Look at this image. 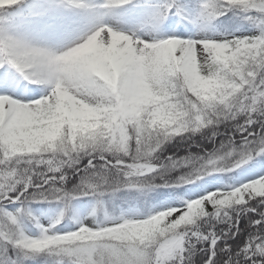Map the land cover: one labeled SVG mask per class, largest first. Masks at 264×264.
<instances>
[{
    "label": "clouds",
    "instance_id": "clouds-1",
    "mask_svg": "<svg viewBox=\"0 0 264 264\" xmlns=\"http://www.w3.org/2000/svg\"><path fill=\"white\" fill-rule=\"evenodd\" d=\"M171 3L172 0H165L156 7L155 19L160 25L168 18V6ZM242 3L247 9L256 8L258 14L264 17V3L257 5L252 0H242ZM229 7L236 11L240 6L232 3ZM0 9H7L6 0H0ZM223 9L224 5H217L213 19ZM252 14L256 15L257 12ZM248 23L254 27L252 23ZM261 29L264 31V25H261ZM114 33L117 32L111 28L97 25L87 38H95L90 50L71 56L66 54L83 42L70 50L52 52L22 39L0 37V68L12 71L18 84L24 87L35 85L45 95L53 91H76L80 94L84 107L90 108L91 112V119L87 123L97 124L98 127L83 135L79 126L75 130L69 126L66 131L70 140L86 145L90 152L103 157L102 164L84 172L78 189L72 194L57 187V184H49L46 188L41 183L34 184V178L44 180L43 171H36V164L39 162L28 159L31 154L40 150L39 145L20 143L10 146V151L18 156L9 166L14 185H36V190L24 204L23 210L16 213V223L0 217V246L13 250L16 264H26L40 253L52 257V264H177V258L183 256L186 250L185 245L188 249L193 247L187 237V233L193 229L177 231L178 224L168 222V213L158 212L146 221L127 216L113 206L117 195L125 190H134L146 197L162 186L155 183L157 177L163 179L174 168L191 164L195 168V179L199 180L215 172L232 169L253 153L264 152V137L255 140L245 137L238 150L228 144L222 154H214V162L210 165L207 161H202L197 167L196 162L191 160H170L165 164L158 153L177 136L184 133L196 134L210 126L241 117L249 126L254 115L264 116V90H254L253 97L247 103L235 100L224 102L223 92L214 79L216 65L213 58L204 59L199 64L193 63L182 79H150L147 87L141 84L136 91H129L130 84L127 80L117 86L99 79L92 72V65L98 58L113 50H131L133 42L136 43V51L146 53L149 49H141L140 45L149 41L139 39L133 33L126 35L127 38L120 43L113 44L111 36ZM257 35L259 36L258 33ZM206 36L216 40L211 35ZM205 43L208 44L210 55H213L216 46L211 41ZM246 51H264V37L246 46ZM248 76H251L250 71ZM186 91L191 93V98L185 97ZM3 99L4 97H0V101ZM10 107L16 110L24 105L14 103ZM28 107L36 108L38 104L32 103ZM237 131H247V128L241 125ZM63 147L70 150L67 144ZM237 156L239 159H234ZM108 161L117 164L127 161L128 164L126 167H109ZM188 182L190 181H178ZM251 195H264V183L246 186L230 193L225 199L218 200L215 205L217 215L224 212L225 217L228 215L226 209L235 210L236 205L244 203ZM85 196L92 198L91 211L83 221L77 220L76 224L80 227L82 222L89 226V230L80 228V231H72L64 238L57 237L53 229L63 220L69 219L72 201ZM29 202L56 204L59 211L49 217V224L45 227L29 210ZM202 210L201 203L195 202V209L179 224H192L199 218ZM25 221L33 223L39 229L38 237L43 239L40 251L32 247V239L22 230L21 225ZM85 247L86 253L82 254L81 249Z\"/></svg>",
    "mask_w": 264,
    "mask_h": 264
},
{
    "label": "snow or ice",
    "instance_id": "snow-or-ice-1",
    "mask_svg": "<svg viewBox=\"0 0 264 264\" xmlns=\"http://www.w3.org/2000/svg\"><path fill=\"white\" fill-rule=\"evenodd\" d=\"M128 2L129 0H109L108 6ZM252 2L259 5L264 3V0H252ZM18 3H20V0H6V7L10 8ZM232 3L240 6L236 11L243 14L245 21L254 25L259 36L256 34L251 37L231 39L224 37L220 41L212 40V38L206 35L189 40L168 38L147 42V44L141 43V49L144 47L149 49L146 53L136 51V43L133 42L131 50L128 48L120 51L113 50L109 54L101 56L92 65L91 70L97 78L110 81L117 86L122 81L127 80L130 84L129 91H136L138 85L143 84L147 87V82L150 79H159L162 81L171 80L176 77L182 79L185 72L193 63L199 64L204 59L212 60L214 58L216 65V76L214 79L217 80L223 92L224 102L235 100L236 102L247 103L253 97L254 90H264V51H246V46L258 42L260 37H264V31L261 29V25H264V17L258 14L256 8H245L242 0H201L198 15L193 22H198L203 28H206L220 16L225 15L228 11H233L229 7V4ZM220 4L224 5V9L221 14L216 15L215 19H213L215 7ZM173 7V3L169 4V13L172 12ZM253 12H257V14L253 15ZM175 14L184 18V14L179 8H176ZM126 38L125 34L119 33H114L111 36L113 44H118ZM94 39V37L91 40L86 39L82 44L69 51L66 56L80 54L90 50L91 42ZM205 41H211L216 46L213 55H210L208 44ZM249 71L251 72V76H248ZM241 80H243L242 83ZM184 95L186 98H191L190 92L186 91ZM0 97H4L0 101V217H4L10 223L14 224L16 223V213L23 210L24 204L30 197L26 194L29 189H33V193L36 190V185L28 187L14 185V177L11 174L9 166L11 161L17 159L18 156L10 151V146H15L20 143L30 146L39 145L40 150L31 154L28 159L32 162H39L36 164V169H45L42 172L44 180L41 181V184L43 187L49 184L64 183L66 176L63 173V169L74 168L82 156L89 158L87 168L83 170L84 172L95 166L93 161H103V157L95 152H90L86 145L80 144L74 139H69V134L66 131V128L69 126L74 130L79 126L82 129L81 135L89 130L95 131L98 127L97 124L87 123L91 119L90 108L84 107V101H82L78 92L53 91L40 99L27 103L9 98L7 95H0ZM14 103L23 104L24 107L13 110L10 105ZM32 103L38 104V107H28ZM64 144H67L70 150H66L63 147ZM254 154L260 156L264 155V152H256ZM252 158L253 154L247 160H243L232 169L225 171L232 172L240 168L243 164H246ZM213 162L212 158L207 160L209 165ZM127 164V161H121L118 164L114 161L107 162V166L109 167H126ZM49 168L52 170L48 171ZM62 175L63 179H61ZM50 177H54V179H50ZM258 183H264V177L252 180L230 191H217L207 194L201 199L186 202L185 206L179 209H167L159 212L168 213V222L170 224H178L177 231L185 232L187 228L193 229V223L184 225L179 224V222L186 219L195 209V202L199 201L203 209L199 218L208 215L217 216L218 210L215 205L218 200H223L230 193H235L237 190L243 189L246 186L257 185ZM252 200H259L264 203V195H251L244 203L236 206L246 205ZM5 202L20 203L22 206L13 214L6 210ZM208 206H211V214H209ZM222 213L224 216V212ZM156 214L149 213L147 217L137 216V218L146 221ZM255 223H264V217ZM80 228L89 230V226L82 224V222H80V227L75 231H80ZM55 235L60 238L66 236V234ZM187 237L189 242L193 238L198 241L206 239V237L200 236L194 230L188 232ZM31 239L32 247L40 251V245L43 243V239L40 237ZM215 243L216 239L214 238L211 244L215 245ZM81 252L85 254L86 247L81 249ZM244 252L246 258L257 255L264 258V235L254 237L246 244ZM0 264H16V258L8 256V247L0 246ZM177 264H184L183 256L177 258ZM253 264H261V262L254 261Z\"/></svg>",
    "mask_w": 264,
    "mask_h": 264
},
{
    "label": "rangeland",
    "instance_id": "rangeland-1",
    "mask_svg": "<svg viewBox=\"0 0 264 264\" xmlns=\"http://www.w3.org/2000/svg\"><path fill=\"white\" fill-rule=\"evenodd\" d=\"M191 1L193 2L189 4V6H181L177 3V0H172L174 4L173 10L169 13L168 18L163 25H160L155 19V9L158 5L164 3L165 0H129L128 3H123L122 8L126 10L127 14L129 13L134 17L141 18L139 26H136L129 31H126L125 28L121 26L116 27L107 22L102 26L110 27L113 31H116L119 34L131 35L134 33L137 38L149 42L168 38L189 40L204 35H211L217 41H220L224 37L229 39L244 38L255 36L257 34L254 27H249L248 30L238 29L225 33L219 28V18L206 28H203L198 22H193L198 15L201 0ZM41 2L44 3L42 6L34 7L35 4L39 5ZM108 4L109 0H75L70 3L66 0H20V3L15 6L7 9H0V37L7 36L22 39L27 43L46 50L51 48L52 44L50 40H53L52 42H57L58 40L59 44L56 48H53L52 52L70 50L72 47L84 42L94 30L91 28L85 29V31L82 32L78 31L76 34L70 36L69 39L66 38L68 37L66 34L70 35L72 33L70 31L75 27L74 19L76 17H86L95 20L96 18L105 15L106 10L111 9L112 6H114H108ZM176 8L181 9L184 18L175 14ZM240 15L243 17V14ZM103 17L105 16H102V18ZM30 20H32V24L34 22L33 29L36 30V33L33 35L34 41H30L31 36L28 35ZM37 24L46 27L47 31L45 34H42L40 32L41 30L38 31ZM63 29L64 31L59 33ZM0 95H7L9 98L27 103L42 98L45 95V92L35 85L24 87L23 85L18 84L12 71H6L4 68H0ZM239 119L243 118L241 117L237 120ZM249 133L252 135L249 136ZM245 137L249 140L264 137V123L258 128H253L251 131H237L235 134H223L217 141L214 140L210 147L190 144L188 147L178 149V153L175 152L172 155H166L164 151H160L158 155L160 160L164 161L165 164H168L170 160H191L195 161L198 167L199 162L207 161L209 158L214 157V154H222L228 144H231L233 148L238 150L244 143ZM234 159H239V157L237 156ZM95 161L99 162L98 164L95 162L96 165L103 163L101 160ZM260 177H264V155L256 156L253 153V158L246 164H243L240 168L235 169L232 172H215L211 176H206L199 180L195 179V168L192 167L191 164L184 167L174 168L167 172L163 179L157 177L155 183L162 186L149 195L163 191L168 192V190L173 189L175 186L184 187L182 188L185 189L183 192L184 200H178L174 198V195H170L164 202L155 207V213H158L161 210L179 209L184 207L186 202L201 199L205 195L217 191H230L235 187H239ZM182 178L183 180H189L190 182L178 183ZM79 183V178L70 177L69 179H66L62 185L57 184L56 186L62 187L66 192L75 194ZM127 192L130 196H140L134 190H127ZM31 193L32 192L28 194L31 195ZM16 204L19 203L5 202L7 210L13 214L16 213V209L18 208ZM40 205L39 209H37V217L40 223L47 227L49 224V217L54 215L58 208L57 206H54L53 209L49 203H43ZM208 210H211V206H208ZM88 213L89 211L83 214L81 221L88 216ZM137 216L144 217L138 214L130 217ZM75 228H78L76 221L71 224L67 221V223L58 224L53 231L60 234H68ZM27 232L30 236H39V229L34 224H31V226L29 225ZM9 250L10 248H8V251ZM8 256L16 258L13 251L10 253L8 252ZM52 259V257L47 256L45 253H40L33 259L27 261L26 264H52ZM210 259H212V257H209L205 263L209 264Z\"/></svg>",
    "mask_w": 264,
    "mask_h": 264
},
{
    "label": "trees",
    "instance_id": "trees-1",
    "mask_svg": "<svg viewBox=\"0 0 264 264\" xmlns=\"http://www.w3.org/2000/svg\"><path fill=\"white\" fill-rule=\"evenodd\" d=\"M177 1H179L178 3L180 5H189L193 2L191 0ZM240 14L242 13L228 11L225 15L220 16L218 19L220 21V30L228 33L238 29L248 30L249 27H252ZM262 123H264V116L255 115L253 123L250 126L246 125L244 119L225 121L205 128L196 134L184 133L181 136H177L172 139L171 142L166 143L161 152L164 151L166 155H172L175 152L178 153V149L188 147L190 144L210 147L213 141H217L221 135L226 133L235 134L237 128L241 125H244L247 128V131H251L255 127H260ZM88 162L89 158L84 156L74 168H64L63 173L66 176V179L77 177L80 181V177L84 174L83 170L87 168ZM95 162L96 164L99 163L98 161H94V164ZM36 171H45V169L38 168ZM39 183H41V181L35 180L34 178V184ZM182 188L184 187L175 186L173 189L168 190V192H157L156 194L148 195L147 197H140L138 195L130 196L127 190H125L117 195L113 206L116 207L119 212H123L127 216L138 214L147 217L149 213H155V207L164 202L170 195H174V198L183 201V192L185 189ZM32 191V189H29L28 193ZM28 193L26 195H29ZM40 204L43 203L36 204L35 202H29L27 206L29 210L37 216V209L41 206ZM91 205V197H81L72 201L68 212L69 219L63 220L60 224L67 223V221L70 224L77 220L81 221L83 214L87 211H91ZM16 206L20 208L22 205L19 203L16 204ZM50 206L53 209L54 206H57L58 209H56V212L59 211L58 205L50 204ZM245 209H247V211H245ZM226 211L228 212L227 217H223V213L221 212L215 217L208 215L194 220L192 225L193 230L197 231L200 236L206 237V239L198 241L193 238V240L190 241V243L193 244L191 249H188L187 245H185L186 250L182 254L184 257V264H206L205 261H207L209 257H212V259L209 260L210 264H253L254 261H260L261 264H264V258H261L258 255L246 258L244 252L246 244H248L254 237L264 235V223H255L264 217V203L259 200H252L246 205L235 206V210L228 208ZM221 217H223V219H221ZM31 224L33 223L25 221L21 225V228L30 238H37L27 234L28 227L29 225L31 226ZM75 230H77V228L72 231ZM54 233L58 235L65 234ZM214 238L216 239V243L215 245H212L211 241ZM11 251L13 250L10 248L8 252L10 253Z\"/></svg>",
    "mask_w": 264,
    "mask_h": 264
},
{
    "label": "bare ground",
    "instance_id": "bare-ground-1",
    "mask_svg": "<svg viewBox=\"0 0 264 264\" xmlns=\"http://www.w3.org/2000/svg\"><path fill=\"white\" fill-rule=\"evenodd\" d=\"M66 1L68 3H70V2H73L75 0H66ZM42 4H44V3L41 2L39 5L35 4L34 7H40V5L42 6ZM122 5H123V3L116 4V5L112 6L111 9L106 10L105 15H102V16H105L103 18H102V16H100L99 18H96L95 20H93V19L86 18V17H84V18L76 17L74 19L75 20V23H74L75 27L73 30L70 31V32H72L70 35L66 34V36H68L66 38L69 39L70 36L76 34L78 31L82 32V31H85V29H90V28L94 29L97 25H103V24H106V22L111 23L112 25H114L116 27L121 26V27L125 28L126 31L132 30L136 26H139V22H140L141 18L134 17L129 13L127 14L126 10L124 8H122ZM31 22H32V20H30V25L28 26V31H29L28 35L31 36L30 41H34L33 35L36 33V30L33 29L34 28V22H33V24ZM108 28H110V27H108ZM37 29H38V31L41 30L40 32L42 34L43 33L45 34V32L47 31V29L44 25L39 26L37 24ZM63 31H64V29L62 31H60L59 33L63 32ZM44 38H45V36H44ZM50 41H51L52 45L50 44L51 48L49 49V51L50 50L52 51L54 47L56 48V46H58L59 42H58V40H57V42H52L53 40H50Z\"/></svg>",
    "mask_w": 264,
    "mask_h": 264
}]
</instances>
